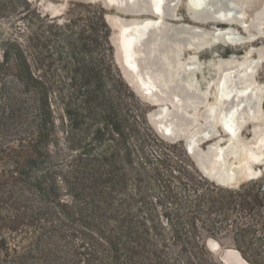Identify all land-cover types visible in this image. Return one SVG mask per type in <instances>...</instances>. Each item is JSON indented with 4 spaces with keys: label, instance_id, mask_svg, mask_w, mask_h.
<instances>
[{
    "label": "trees",
    "instance_id": "1",
    "mask_svg": "<svg viewBox=\"0 0 264 264\" xmlns=\"http://www.w3.org/2000/svg\"><path fill=\"white\" fill-rule=\"evenodd\" d=\"M25 18L12 138L0 105V264H220L200 227L230 230L242 257L264 264V188L207 180L151 129L114 66L103 8L68 18L87 27L79 36L52 32L37 10ZM77 39L97 57L74 55Z\"/></svg>",
    "mask_w": 264,
    "mask_h": 264
},
{
    "label": "rangeland",
    "instance_id": "2",
    "mask_svg": "<svg viewBox=\"0 0 264 264\" xmlns=\"http://www.w3.org/2000/svg\"><path fill=\"white\" fill-rule=\"evenodd\" d=\"M185 1H170L169 6H171H168L166 13L169 14L167 13V15L172 14L174 16L177 13V17L182 20L166 19L162 30L157 32L159 33L158 37L156 36L158 39L152 45L154 50L150 55L154 57L147 61L143 60L142 64L140 63L142 60L139 62L141 64V66L139 65L140 69L142 67L141 73L154 92L153 98L155 99L157 96L159 99L153 103L152 100L141 97L135 91L125 79L120 64L116 62V44L114 42L116 39L114 37L117 30L110 24L109 16L118 15L122 18H129V15L116 12L115 8L108 6L104 0H10V2L9 0H0V86L3 93L0 105L4 107L1 120L4 123L5 133L12 138L19 130V117L12 119L11 112L19 113V43L24 39L27 32L25 27L28 21L25 18V12L37 10L40 15H47L48 18L55 19L57 26L50 29L54 33L62 35L72 31L79 36L85 30V33L89 32L81 21H77L75 25L69 28L64 27V24L68 23V18L75 19L80 16L84 6L91 3L100 5L104 10V15L108 14V22L105 18L104 20L110 33L109 44L112 47L114 66L143 104L145 118L151 129L156 133L149 121L150 114L157 113L163 107L162 114L158 116L162 119V125L168 124L169 128L178 130L181 135H178L175 140L168 141L156 134L170 144L174 151L186 155L193 163L197 174L213 181L202 174L193 157L188 154L185 148L187 136L192 135L196 151L201 150L202 154L204 152L207 154L205 150L210 143L218 140L220 141L219 146L225 145L228 136L222 130L220 123L232 118L237 128V147L243 153L259 152L258 157L262 160L258 164H253V167L260 169L262 174L256 178H243L235 186L228 187L237 188L250 181H257L264 188V20L252 19L255 16L252 14L259 8L262 0H200L194 7L197 13L201 11L198 13L199 15L195 12L199 21H192L191 17L195 16L194 12L187 9ZM195 2L196 0L192 1L193 6ZM11 3L12 6H10ZM68 9H71V12ZM225 10L228 11L226 14L232 13L230 15H238L239 12L237 11L241 10L243 19L248 25L247 30L237 24L229 25L209 19L216 13L215 11H218L216 14H222L223 11L225 14ZM234 12L235 14H233ZM31 17L33 21L31 31L38 36L39 33L43 32L44 27H40L42 24L36 17ZM183 22L195 24L199 30L190 32L186 30L187 28H181ZM48 23L47 21L44 24L48 25ZM212 28H228L231 36L240 38L242 42L235 45L224 44L211 35ZM95 32L97 29L91 31V33ZM252 36V39H245ZM75 45L78 53L74 55H93L94 57L98 55L96 50L92 54L82 53L81 43L78 39L75 41ZM54 46L56 47V44ZM194 46H200L204 50L197 53L188 49ZM143 53L146 55V51ZM50 54L59 55L54 49L50 51ZM42 55H45L44 52ZM135 70H137L136 66ZM246 72L251 73V76L240 78L246 75ZM223 78L227 80L228 98L227 101L216 102L218 83H222ZM107 89H110V86ZM7 96L13 101L10 106L6 104ZM174 103L177 104L176 107H173ZM254 128H256L255 132ZM86 134L80 137L82 145L90 142V135ZM200 136H203L204 139L196 144L195 139ZM256 141L261 143L259 148L254 145ZM75 151V147H72L69 149V154L74 155ZM231 154L239 155V152L236 151ZM206 156L209 157L210 154ZM230 161H232L231 157L228 158V162ZM202 167L204 168V164ZM200 231L204 242L209 238L217 241L218 250L215 252L209 250V252L220 264H224L219 259L221 250L230 247L236 249L232 240V232L230 230L211 232L204 227H200ZM13 239L19 241V235H14Z\"/></svg>",
    "mask_w": 264,
    "mask_h": 264
},
{
    "label": "bare ground",
    "instance_id": "3",
    "mask_svg": "<svg viewBox=\"0 0 264 264\" xmlns=\"http://www.w3.org/2000/svg\"><path fill=\"white\" fill-rule=\"evenodd\" d=\"M170 1H175V0H104V2L108 6H112L114 8H121L124 10V14L130 16L129 18H122L118 15L109 16L110 24L115 30H117V34L114 37V39H116L114 40L116 44V50L118 51L121 57V64L125 69V71L123 72L125 79L130 83V85L135 89V91L141 97L147 100H152L153 103H156L159 99L157 96L155 99L153 98L154 92L152 91L150 84L147 82V80L141 73L142 67L140 69L139 65L141 66V64L143 63V60L147 61L148 59H151L154 57L153 55H150L151 52H153L154 50L153 49L154 47L152 45L158 39L157 35L159 33L157 32H160L159 30H162V27L165 24V20L166 19L174 20V21L182 20L177 17V13H175L174 16L172 14L170 16L167 15L168 12L166 13V11H168V8L171 6V5L169 6ZM192 1H195V0H186L185 5L187 9L190 12H194V15H195L196 9H194V7H196L197 5L196 3L200 0H196V2L194 3V6L192 5L193 4ZM218 11H215V12L217 13ZM226 11L227 10H225V14H223L224 13L223 11L222 14L214 13V15H212L214 17L212 16L210 17L207 16V17L217 22H221V23H225L229 25L231 24L239 25L235 21L236 19V20H239L240 22H244L247 25L246 21L243 19V16H242L243 14L241 13V10L237 11L239 12L238 15H230L232 13L226 14ZM199 12L201 11H198V13ZM233 14H235V12ZM206 15H204L205 16L204 18H206ZM252 15H255L254 17H252V19L254 20L255 19H257V21L264 20V0H262L259 8ZM197 18H198L197 15L191 17L192 21H199ZM202 18H203V15H202ZM182 27L185 29L187 28L186 30H189L190 32H193V31L197 32V30H199L197 25L195 24L191 25L186 22L182 23L181 28ZM247 28H248V25L245 27V30H247ZM210 32L212 36H215L216 39H218V41H221V37H227L230 39L229 42L226 39H224L225 43L221 41L224 44L235 45V44H239L242 42V40H238L240 38L231 36L228 28H212ZM143 45H145L144 48H143ZM188 49L192 52H197V53H200L202 52V50H204L200 46H194ZM145 51H146V55H144L145 53H143ZM140 60L142 61L140 62ZM135 66L137 70H135ZM245 76H251V73L246 72V75L241 76L240 78H244ZM226 81L227 80L223 78L222 83L220 82L218 83V94H216V97H215L216 102H220L221 100L225 101L228 98V94L226 92ZM161 98L163 99V97H160V99ZM174 106L176 107L177 104L174 103L173 107ZM162 112H163V107L160 108V110L157 113L150 114L149 121L153 125L156 132L163 139L172 141L173 137L176 134L177 135H181V134L178 132V130H173L172 128H169L168 124L162 125V119H160L161 117H158L160 114H162ZM220 126L222 130L225 132V134L228 136V139H226L227 142L223 146H219L220 141L218 140L210 143L207 147V150H205L207 154H205V152L203 153L205 155L201 153V150H197L200 153H198L195 150V146L192 141L193 140L192 135L187 136L185 148L187 151H188L187 149L188 147L191 148V153L188 152V154L191 155L192 157L194 154L197 153L196 158L193 157V160H195L196 165L199 168V170L202 172V174L205 175L207 178L213 180L214 182L225 181V182L230 183L232 186H235V184L239 183L241 179L243 178L251 179V178L259 176L258 172L260 169L253 167V164H258L262 160L258 157L259 152L243 153L242 151H240V149L237 147L238 143L236 142L237 128L232 118L229 120H224L222 123H220ZM157 129L161 131V134L158 132ZM255 131H256V128H254V132ZM259 137L261 138V136ZM203 139H204L203 136H200L198 139H195L196 144H198V142L202 141ZM261 141L263 140L261 139ZM260 144L261 143H258V141H256L254 145L259 148ZM236 151L239 152V155L231 154ZM208 154H210L209 157L206 156ZM229 157L232 158V161L230 162H228ZM203 164H204V168H203L204 170L200 168L201 166H203ZM210 176H213V177H210ZM217 184L222 185L220 183H217ZM208 242H209V246H207V248H209V250L213 252L218 250L219 246H217L218 243L215 239L209 238ZM220 254L225 255L226 257L229 258V260L235 259L239 264H246V262L241 257H239L235 248H231V247L224 248L221 250Z\"/></svg>",
    "mask_w": 264,
    "mask_h": 264
},
{
    "label": "water",
    "instance_id": "4",
    "mask_svg": "<svg viewBox=\"0 0 264 264\" xmlns=\"http://www.w3.org/2000/svg\"><path fill=\"white\" fill-rule=\"evenodd\" d=\"M115 10H116V12H120V13H124V10L123 9H121V8H115ZM104 18H105V20H106V22H108V14H105L104 15ZM235 21L245 30V27L247 26L244 22H240L239 20H236L235 19ZM230 30V29H229ZM253 38V36L252 37H250V38H245V39H252ZM224 39H226L228 42L230 41V39L229 38H227V37H221V41H223L224 42ZM238 40H240V39H238ZM225 43V42H224ZM115 58H116V62L118 63V64H120V68H121V70H122V72H124L125 71V69H124V67L122 66V64H121V57H120V55H119V53H118V51L116 50V53H115ZM158 130V132L161 134V131L159 130V129H157ZM178 138V135L176 134L174 137H173V139L172 140H175V139H177ZM188 149V152L189 153H191V148H187ZM196 155H197V153L196 154H194L193 155V157L194 158H196ZM201 169L203 168L202 166L200 167ZM202 170H204V169H202ZM262 174V171H260L259 170V172H258V175L260 176ZM210 177H213V176H210ZM258 177V176H257ZM254 178H256V177H254ZM217 183H220V184H222L223 186H232L230 183H228V182H225V181H216ZM205 244H206V247L207 246H209V242H208V240H206V242H205ZM236 252L238 253V255H239V257H241L245 262H246V264H249L243 257H242V255L240 254V252L236 249ZM219 259L222 261V262H224V263H226V264H239L235 259H230V260H232V261H230L229 260V258L228 257H226L225 255H223V254H220L219 255Z\"/></svg>",
    "mask_w": 264,
    "mask_h": 264
}]
</instances>
